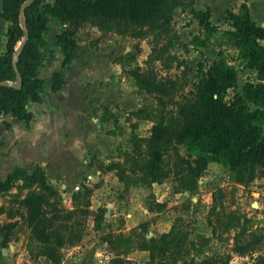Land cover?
<instances>
[{
	"label": "rangeland",
	"instance_id": "374dc122",
	"mask_svg": "<svg viewBox=\"0 0 264 264\" xmlns=\"http://www.w3.org/2000/svg\"><path fill=\"white\" fill-rule=\"evenodd\" d=\"M171 2L177 3V0ZM257 10L256 6L255 16ZM186 26L189 27L181 34ZM66 28L73 30L76 40L74 55L83 64L78 65L83 67L81 71L73 67L68 83L66 81L55 93L48 85L53 72L61 70L54 40L55 35ZM168 28L169 32L146 33V27L126 20L105 21L98 17L65 20L50 16L45 35L49 44L42 50L39 67V76L46 81L42 92L45 107L41 110L55 112L58 118H66L69 114L76 125L79 119L76 116L84 113L78 109L81 108L79 98L84 96L87 118L80 121L84 129L82 136L77 128L63 136L64 141L69 137L73 139L74 149L55 151L70 170L59 174L57 172L64 171L65 167H41L67 207H71L72 192L85 186L92 188L91 208L102 207L105 212L109 211L96 230L89 218L83 234L88 241H99L105 237L110 242L109 245L104 241L107 245L101 244L100 253L96 255L103 261L119 252L131 258L126 264H169L172 259L169 252L161 255L155 249L154 259L149 258L148 251V255L138 252L143 237H154L163 246L161 235L173 228L174 239L170 245L181 242V247L174 250L179 251L180 261L176 264H264V169L261 164L255 165L256 173L251 181L239 183L234 180L228 166L213 162L207 165L193 190L177 192L173 188L179 181L172 174L154 186L140 183L124 190L123 183L117 181L114 172L105 169L106 164L118 161L135 178L137 171H131L134 160L147 158L143 154L145 142L138 137L147 138L154 123L166 124L172 115L178 114L184 98L196 95L198 68L208 65L219 54L227 57L237 71L238 85L226 91L228 102L239 92V86L253 79V71L246 62L233 59L231 44L218 42L222 37L221 30L214 34L216 45L206 48L189 42L194 33L202 37L203 32L191 27L186 18L173 17ZM151 48L159 52L161 61L148 59ZM114 61L118 65H113ZM148 67H154L161 77L175 79L173 103L169 102L170 96H163V102H159L157 96L144 87H138L134 73L137 68L146 70ZM143 117L149 119L138 124V119ZM78 143L82 144L78 146ZM54 144L56 146L57 143ZM43 145L46 147V141ZM62 146L59 144L58 147ZM161 149L160 163L169 169L175 168L178 155L185 154L182 145L163 146ZM90 164L92 167L86 172L85 168ZM41 189L40 182L26 181L18 176L9 189H0L3 197L0 198L1 206L5 213L9 209L15 211L18 200L27 191ZM11 223L14 226L10 227ZM140 223L144 224L139 227ZM0 224L2 231L10 235L9 239L21 240L20 248L24 254L35 261L40 244L31 238L22 220L16 215L4 218ZM66 246L61 248L63 258L81 251V248L69 250ZM135 251L136 258L132 254Z\"/></svg>",
	"mask_w": 264,
	"mask_h": 264
},
{
	"label": "trees",
	"instance_id": "16d2710c",
	"mask_svg": "<svg viewBox=\"0 0 264 264\" xmlns=\"http://www.w3.org/2000/svg\"><path fill=\"white\" fill-rule=\"evenodd\" d=\"M0 17L7 22L5 47L0 53V116L11 113L20 120L29 122L33 117L27 104L41 101L44 80L39 77L42 64V50L48 47L46 31L50 16L65 20H78L98 17L102 20H126L131 24L146 27L151 31L169 32L172 11L180 5L184 11L197 20L203 36L194 34L190 43L193 46L208 47L210 37L219 30L211 21V8L195 9L193 0H0ZM231 29H222L221 36L229 41L233 49L234 60H244L253 71V79L239 86L232 101L225 98L229 88L238 85L237 71L227 57L219 54L208 65L200 66L196 84V95L186 97L180 103V111L172 115L166 124L154 123L147 138L138 137L145 142L143 153L145 160H134L131 169L137 171L135 178L129 169L118 161L106 164L105 169L113 171L124 190L140 183H160L171 174L179 184L174 191H191L209 162H218L228 166L234 180L239 183L251 181L255 176V165L264 169V26L254 22L245 4L242 12L228 13ZM25 38V39H24ZM23 42V43H22ZM54 43L63 55L61 70L52 74L53 91L60 90L65 84L63 69L73 60L76 40L73 30L66 28L55 35ZM22 44V45H21ZM155 54V55H154ZM149 60L161 61V55L151 48ZM17 74L21 85L15 87ZM138 87L157 96L163 102V96L173 99L175 79L161 77L154 67L146 70L137 68L134 73ZM159 77V78H158ZM137 111V110H136ZM149 119V117H143ZM182 145L185 154L178 155L174 169L165 168L162 160L163 146ZM136 155H141L135 153ZM26 181L40 182V191H27L19 200L18 208L7 210V217L18 216L29 230L31 238L40 244L37 255H43L54 264H61V248L79 242L90 218L93 229L103 221L105 210L102 207L91 208L90 192L92 188L82 186L72 192L71 207L61 201L57 190L47 180V174L40 165L31 172L24 167H16L5 179L0 180V189L11 187L16 177ZM96 186V184H95ZM160 205V202H156ZM148 210H151L148 207ZM144 223H140L139 227ZM10 227L14 223L9 224ZM174 230L164 232L158 244L154 237L142 238L139 249L149 252L154 259L155 249L161 255L169 252L172 259L169 264L180 261L181 242L174 246ZM101 240L110 242L102 237ZM127 258L115 252L105 264H126ZM159 264H165L160 262Z\"/></svg>",
	"mask_w": 264,
	"mask_h": 264
},
{
	"label": "crops",
	"instance_id": "0c3cea01",
	"mask_svg": "<svg viewBox=\"0 0 264 264\" xmlns=\"http://www.w3.org/2000/svg\"><path fill=\"white\" fill-rule=\"evenodd\" d=\"M220 4L219 7L215 4ZM245 4L248 8L249 15L251 19L257 24L264 26V0H193V7L195 9L205 10L207 6L211 8V21L218 25L219 31L223 29H231L229 26V16L228 13L232 12L235 14H240L242 12V5ZM258 7L257 15H254L255 7ZM2 11V5L0 2V12ZM175 18H186L191 27H197L198 22L195 18H193L188 11H184L180 5H175L172 11V19ZM7 22L0 17V53L4 51L5 47V30H6ZM187 27H184V30H181V34H184ZM218 32V31H217ZM193 33V31H192ZM195 34V33H194ZM193 34V35H194ZM215 34V33H214ZM211 35L210 37V46L215 44V36ZM214 36V37H213ZM191 39V38H190ZM217 39V38H216ZM223 40V41H222ZM190 42V40H189ZM218 42L230 43L226 41L223 37H221ZM197 47V46H196ZM206 47V48H208ZM59 51L57 55V62H61L60 58L63 56L60 48L57 46ZM215 59V58H214ZM213 60V59H212ZM78 58L74 55L72 62L63 69V75L65 76V84L66 81L68 83V75L73 69V67H77L79 71L83 64L78 62ZM80 64V65H78ZM113 65H118L116 61H114ZM112 65V66H113ZM57 71V70H55ZM40 77V76H39ZM51 89L52 78L48 84ZM46 86V81L44 80V87ZM43 87V89H44ZM52 92L57 93V91ZM43 92V91H42ZM41 101L39 102H31L29 101L27 104V109L32 112L33 117L29 120V122H25L23 120L18 119L11 115V113H7L5 115L0 116V180L6 178L7 174L11 172L16 167H24L28 172H31L36 165H40L45 167L46 169L49 167L60 168L65 167L64 171H58L59 174H64L68 172L70 168L64 161L59 160V157L55 151H60V149H74L73 139L69 137L66 141H64L65 133H71L74 131L73 129L77 128L82 136L84 134V129H82V124L80 121L86 119L87 112L84 109V102L86 103V99L84 96L79 98L78 103L80 104L81 111H83V115L76 116L78 122L76 125L73 122V119L66 115V118H58L55 117V112L41 110L45 106L43 105L45 102L44 95L41 93ZM121 101V100H120ZM87 104V103H86ZM87 109V108H86ZM85 109V110H86ZM133 111V110H130ZM146 118H139L138 121L141 123ZM55 135V136H53ZM50 136L53 137L50 139ZM79 137V136H78ZM76 137V138H78ZM43 141H46L47 145L44 147ZM54 142H56V146H54ZM59 144H61L62 148H59ZM77 144V142H76ZM79 144L82 143H78ZM69 145V146H68ZM67 146V147H65ZM56 147V148H55ZM46 150V151H45ZM61 161V162H60ZM213 163L209 162L208 164ZM64 164V165H63ZM90 165H87L85 171L88 172ZM44 169V168H43ZM93 169V168H92ZM75 170V169H74ZM45 171V169H44ZM99 172V171H98ZM46 173V172H45ZM56 173V174H57ZM75 173V171H74ZM89 175V174H88ZM90 177V175L88 176ZM116 178V177H115ZM57 180V178H54ZM117 179V178H116ZM53 181V180H52ZM118 181V179H117ZM158 184V183H157ZM154 186L155 183H152ZM0 198H3L0 194ZM0 203V221H3L4 218H8L4 208ZM9 219V218H8ZM0 224V264H54L50 260H48L43 255H37L35 261H31L24 254V251L20 248L21 240L9 239L2 229ZM7 238V239H6ZM87 238L82 236L81 240L77 242V246L68 245L67 249L71 250L75 247L81 248V251L77 255H69L67 254L61 264H105L108 259L102 260L98 258L96 255L100 252L101 244L106 246L107 243L104 241H88ZM6 243V246L3 244ZM71 247V248H70ZM138 253L141 255H148L147 251L140 250ZM147 253V254H146ZM136 258V251L132 253ZM131 259L129 256L127 259Z\"/></svg>",
	"mask_w": 264,
	"mask_h": 264
},
{
	"label": "water",
	"instance_id": "95a60500",
	"mask_svg": "<svg viewBox=\"0 0 264 264\" xmlns=\"http://www.w3.org/2000/svg\"><path fill=\"white\" fill-rule=\"evenodd\" d=\"M25 39V38H24ZM23 43V42H22ZM22 45V44H21ZM0 84H11L10 81H2L0 82ZM21 85V78H20V75L17 74V81L14 83V86L15 87H19ZM112 205V203L108 204V206L110 207ZM109 215V211H106L104 213V216L107 217Z\"/></svg>",
	"mask_w": 264,
	"mask_h": 264
}]
</instances>
